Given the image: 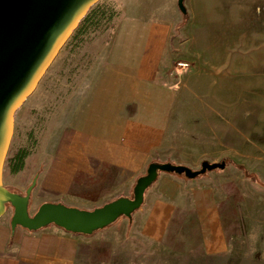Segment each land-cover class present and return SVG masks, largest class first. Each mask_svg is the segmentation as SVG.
<instances>
[{"label": "rangeland", "instance_id": "1", "mask_svg": "<svg viewBox=\"0 0 264 264\" xmlns=\"http://www.w3.org/2000/svg\"><path fill=\"white\" fill-rule=\"evenodd\" d=\"M97 3L106 13L99 25L70 35L15 112L3 178L9 188V158L27 148L19 174L12 172L24 182L21 194L89 96L98 57L124 14L123 0ZM184 5L189 18L181 24L179 10L154 80L165 90L156 113L164 127L156 155L193 169L203 160L230 158L264 183V0H184ZM185 184L163 242L105 241L88 247L83 264H264V186L233 164ZM97 195L85 209L107 202ZM216 231L221 245L209 247L207 241L205 248L204 235Z\"/></svg>", "mask_w": 264, "mask_h": 264}, {"label": "crops", "instance_id": "2", "mask_svg": "<svg viewBox=\"0 0 264 264\" xmlns=\"http://www.w3.org/2000/svg\"><path fill=\"white\" fill-rule=\"evenodd\" d=\"M122 4L124 14L98 57L95 85L47 149V160L33 173L31 215L45 201L87 207L86 202L94 201L92 196L99 192L95 188L103 189L97 200L131 196L148 164L165 160L156 155L164 134L156 113L164 106L165 90L154 80L180 18L177 0H123ZM14 175L9 171V185L20 193L24 182ZM113 175L117 178L110 180ZM2 180L7 187L3 176ZM187 180L183 175L159 172L130 217L119 216L90 234L55 224L12 229L8 208L0 217V264H83L88 247L105 241L163 242ZM203 239L205 248L207 241L209 247L222 243L218 231Z\"/></svg>", "mask_w": 264, "mask_h": 264}, {"label": "water", "instance_id": "3", "mask_svg": "<svg viewBox=\"0 0 264 264\" xmlns=\"http://www.w3.org/2000/svg\"><path fill=\"white\" fill-rule=\"evenodd\" d=\"M98 1L0 0V217L11 208L12 229L21 226L35 230L55 224L68 231L90 234L113 223L119 216L130 217L143 203L145 191L159 172L192 179L226 167L224 160H203L197 169L181 163L153 161L136 179L132 196H118L92 209L45 201L33 215L29 213V201L36 178L24 194L5 187L2 176L15 112L34 91L79 21ZM177 5L183 7L184 0H177Z\"/></svg>", "mask_w": 264, "mask_h": 264}, {"label": "trees", "instance_id": "4", "mask_svg": "<svg viewBox=\"0 0 264 264\" xmlns=\"http://www.w3.org/2000/svg\"><path fill=\"white\" fill-rule=\"evenodd\" d=\"M99 8H101V5H98V3H97L95 5V7H93V9H91V11H89L79 21L77 27L73 30V32H75V35L73 37H76L79 33H81L83 31L82 29L84 26L88 27V26H91L93 24L99 25L101 18H103V16L106 14L104 12V10H102V9H100L98 11ZM179 10H180L182 17H183L181 24H184L189 18V13H188L185 5H183V7H179ZM99 15H101V16H99ZM27 154H28L27 148H20L17 150V152L13 156H11L9 158V168H10L11 172H17L20 169H22V167L24 165V159L27 156ZM223 160L226 162V164H233L234 166L241 169L243 171V174L246 177L250 178L252 181L264 186V183L258 178L257 174L254 172H249L248 169L244 165L236 163L235 161H233L230 158H224ZM8 189L14 190L10 187Z\"/></svg>", "mask_w": 264, "mask_h": 264}]
</instances>
